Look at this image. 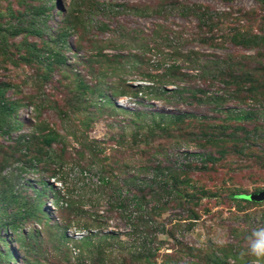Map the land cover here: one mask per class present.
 Listing matches in <instances>:
<instances>
[{"label":"rangeland","instance_id":"rangeland-1","mask_svg":"<svg viewBox=\"0 0 264 264\" xmlns=\"http://www.w3.org/2000/svg\"><path fill=\"white\" fill-rule=\"evenodd\" d=\"M159 6L164 13L154 12ZM190 9L204 12V24ZM32 24L34 34L27 32ZM237 33L264 38V0H0V38H6L0 86L20 102L11 136L32 140L44 159L18 180L30 200L42 199V211L20 215L18 234L1 230L7 244L0 251L10 248L13 263L25 264V242L36 240L45 264H254L246 237L264 226V199L231 196L264 190V78L257 73L264 46L234 44ZM122 40L124 48L116 49ZM99 51L122 52L120 71L97 82L96 107L71 114L61 84H79L78 71L79 79L96 84L88 74ZM6 52L42 55L13 62ZM232 62L235 74L255 69L237 85L223 73ZM165 84L188 87V96L192 89L202 93L182 99L156 91ZM256 87L255 97L249 90ZM241 110L253 112L251 118L235 117ZM180 113L205 119L172 122ZM40 128L52 142L42 141ZM221 147L223 157L205 161L206 153L220 156ZM99 175L108 183L100 184ZM192 210L198 218H190ZM15 211L0 205V219Z\"/></svg>","mask_w":264,"mask_h":264},{"label":"trees","instance_id":"trees-1","mask_svg":"<svg viewBox=\"0 0 264 264\" xmlns=\"http://www.w3.org/2000/svg\"><path fill=\"white\" fill-rule=\"evenodd\" d=\"M54 2H56V0H54ZM172 6H176V5L172 4ZM131 9H133L134 13L136 14L145 13L147 11V8L142 9V7L141 8L133 7ZM131 9L127 7L125 10H127L128 12H131ZM174 9H176V7ZM190 11H191L190 13L191 15L198 17V20H200V23L204 24L202 21L205 18V15L203 14L204 12H200V14H197L196 12H194L195 9H190ZM154 12L157 14L164 13L165 8H163L162 6H159L154 9ZM34 27L35 25L33 24L32 26L29 25V29L27 30V32H29L30 34L32 33L34 34L35 33L33 32ZM240 34L241 33L231 35L230 39L234 44H239V45H244V46L259 45L257 47L264 46V38L262 39L258 35H254L251 37L249 35H245V34L240 35ZM4 39L6 38H0L2 42ZM1 47H9V45L6 43ZM15 47L19 48L18 45H15ZM122 48H124V40H122V44H119V46H117L116 44V49H122ZM38 53L39 52H36V54H34L33 52H26V53L13 54L10 52H6V57L10 61H13V62H17L18 60H21L23 62L32 63L34 61H39V58L42 54H38ZM46 56L47 58L46 57L45 58L47 59V62H46L47 64H44L42 62L46 70V72H44L45 74H47V71H50L51 69L50 64L52 63L49 59L50 56L48 55ZM123 57L124 55L122 52L112 53V52L99 51L97 55V59L95 60L97 63V67L93 68L90 66V69H91L90 71L92 72H90L91 74H88L91 76L95 74L96 84L89 85V84H86L84 81H82L83 79H79L81 77L83 78V75L79 73V71L78 73L75 74L76 76H78L79 84H61V89L63 91V93L60 96L62 98L61 102L64 103L68 109H72V110H68L71 114L76 113L78 111H85V109L87 110V109H90L91 106H95L97 101L101 99L99 97V94H100V88L102 87L101 86L102 84H97V82H101L102 79H104L109 74L119 72L120 70L116 66L120 64V60ZM251 57L252 56H249V58ZM240 58L242 59L240 63L243 66L246 65V64H243V62L244 60L247 59V57L243 55ZM57 59H58V62H60V57H58ZM87 60H88V57H86L85 63ZM169 66L172 68H177L175 67V64L169 65ZM234 66L235 65L232 62L231 67H229V71L228 69H226L223 72L227 76V78H229V80L234 84L239 83L242 76H246L250 74L248 72L255 69V68L252 69L247 66L249 71L248 70L245 71V68L243 69L239 68V70L235 74L234 72H230L231 70L235 69ZM258 68L260 70L256 69L258 71L257 73H259V75L264 78V67L261 68V64H259ZM201 72L205 73L203 68H201ZM47 77L48 76H46L45 78ZM167 85L169 84H165L164 86H156V91L159 93L172 92V95L174 94V92H177L180 95L182 94L180 98L184 99V98L194 97L197 94L196 91L200 93L201 92L200 90H202L201 88L192 89L190 95L188 96V90H189L188 87L181 88L179 86H176L175 88H170ZM253 85H259V84H253ZM105 86H108V84H106ZM147 86H150V85H147ZM4 87H7V85L4 84ZM257 87L254 88V90H252L253 88L249 90L251 93H253V96L255 97L260 92L258 90L259 87L258 88ZM147 88H152V87H147ZM236 91H237V88L234 89V92ZM125 93L126 92H117L116 97L118 96L122 97L126 95ZM260 93H262L261 95H264V91H261ZM110 97L114 98L113 95H111ZM205 99L212 102V100L207 96H205L204 100ZM212 99L214 102H217L223 98L219 96H213ZM105 103L106 104H103L104 106L107 104H111V102L108 100ZM19 105H20V102H18L17 100H12V99L5 97V94L3 93V87L0 86V136L4 139L0 141V205L3 211L6 210L7 205H15V209H16L15 211L16 214L14 216H11L5 220L0 219V231L9 229L15 234H18V230L20 229L21 224L23 223L20 218V215L21 217H23L25 215L28 216L30 213L34 214L33 211H36V210L42 211L41 209L43 206V201L40 197H33L30 200L29 197L24 193L23 185L18 183V180L20 176L22 175L21 173L28 171V170H32L33 165H35L36 163H40L44 160L41 152H37L32 149V145H31L33 143L32 140L22 142L20 139L16 140L14 139L16 137L13 138L11 136V134H13L12 131L19 127L18 126L19 123L17 122V119H14L12 117L15 114V111ZM115 106L119 107V109L121 110H128V107L124 105L117 104ZM252 113L253 112L251 111L241 110V113L235 115V117L242 118L244 120H249V118H251L252 116ZM137 114H139V112ZM187 118H194L196 120H201V121L205 119V117L201 118V116L198 117L197 115H194V114L180 113L173 117L172 122L176 124H181L184 121V119H187ZM81 122L84 125L86 123L83 120ZM34 123H36V121ZM34 135L35 133L31 132V134L29 135L30 136L29 138H32V139L35 138ZM39 135L40 136L42 135L41 137L42 141L45 143L47 142L49 143L53 141V138L50 137L51 134L48 132V129L42 130V128H40ZM25 137L27 138V135H25ZM19 138H23V137L20 136ZM234 138L236 137L234 136ZM76 140H78L77 141L78 143H81V140L79 138L76 137ZM204 140L208 142V139H204ZM237 140L239 139L236 138V142H237L236 144L239 143V141ZM80 147L87 148V144L81 143ZM218 152L220 153V156L218 157L213 156L211 153L204 154L205 161L212 162V161H216L220 159L221 157H223V152H226V149L225 148L223 149V147H221V149L218 150ZM129 179L130 181H134L133 176L130 177ZM175 179L176 181H180V177L174 176V180ZM108 181L109 180L107 176L105 175L98 176V182L100 184H106L108 183ZM246 196L247 195L245 194L235 193L231 196V198H241V199L247 200ZM133 200L135 201V205L137 207H141L142 199H139L135 195L133 196ZM196 216H197L196 212L192 210L190 214V218L196 219L198 218ZM38 243L39 242H37L36 240H26L25 245H24V250H23L25 253V258H26V260H24L25 264H45L44 262L45 259L41 258V256L36 254L38 253L36 251V249L39 247ZM3 244L6 245L7 240L5 239V237H2L0 235V245H3ZM64 250L65 252L68 253L67 246L66 247L64 246ZM232 256L233 258L238 260L237 254H232ZM14 260H15V257L10 248L3 249L2 251H0V264H14L13 263ZM252 262L254 264H259V262L261 261L260 259L257 260L254 258L252 259Z\"/></svg>","mask_w":264,"mask_h":264},{"label":"clouds","instance_id":"clouds-1","mask_svg":"<svg viewBox=\"0 0 264 264\" xmlns=\"http://www.w3.org/2000/svg\"><path fill=\"white\" fill-rule=\"evenodd\" d=\"M248 253L257 259L264 258V226H258L247 237Z\"/></svg>","mask_w":264,"mask_h":264},{"label":"water","instance_id":"water-1","mask_svg":"<svg viewBox=\"0 0 264 264\" xmlns=\"http://www.w3.org/2000/svg\"><path fill=\"white\" fill-rule=\"evenodd\" d=\"M248 199H255V200H262L264 199V190L258 192V193H252L247 195Z\"/></svg>","mask_w":264,"mask_h":264}]
</instances>
